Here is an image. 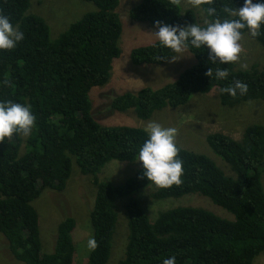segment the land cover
<instances>
[{
	"label": "trees",
	"instance_id": "1",
	"mask_svg": "<svg viewBox=\"0 0 264 264\" xmlns=\"http://www.w3.org/2000/svg\"><path fill=\"white\" fill-rule=\"evenodd\" d=\"M82 1L97 9L60 26L59 32L69 25L51 37L50 18L30 13L32 0H0V13L24 33L14 49L0 50V101L30 105L36 117L30 135L14 133L0 143V239L5 254L23 264H108L122 227L125 247L116 264H163L171 256L176 257V264H254L264 255V125H246L237 136L227 128L209 134L208 155L176 142L183 161L182 183L162 188L148 181L136 161L147 139L146 129L106 126L93 112L92 90L110 83L113 66L122 57L120 0ZM181 1L141 0L129 15L157 30L156 21L204 26L229 18L225 9L243 6V0H202L199 11H183ZM208 8L215 9L214 15H208ZM53 30L59 33L56 27ZM259 31L253 37L242 30V36L250 37L241 41L260 45L264 52V26ZM188 50L196 62L177 80L117 95L111 110L133 111L138 119L150 121L166 109L185 106L198 94L216 91L221 106L217 112L225 120L240 104L264 101V68L254 64L242 70L236 62L213 64L207 48ZM177 54L157 40L133 49L130 61L138 67L160 66ZM209 68L212 77L206 75ZM217 68L226 69L228 77L217 80ZM237 80L248 85L244 95L222 91ZM119 163L136 166L135 173L122 183L102 176ZM73 176L90 181L91 199L84 200L90 204L84 203L89 218H83L85 225L76 220L74 204L69 209L66 205L71 202L68 189L74 190L69 186ZM84 188L74 190L80 198L81 192L87 193ZM147 190L144 203L141 195ZM47 194H54L56 213L60 208L65 211L51 229L56 231L50 244L45 243L46 230L40 229ZM186 197L207 199L211 208L180 205L160 211L152 220L150 205ZM85 226L87 240L95 237L98 247L88 250L78 263L75 233Z\"/></svg>",
	"mask_w": 264,
	"mask_h": 264
},
{
	"label": "rangeland",
	"instance_id": "2",
	"mask_svg": "<svg viewBox=\"0 0 264 264\" xmlns=\"http://www.w3.org/2000/svg\"><path fill=\"white\" fill-rule=\"evenodd\" d=\"M38 1H41L42 4H38ZM140 1L141 0H120L118 12L121 16L124 28L120 40V46L123 51L122 57L118 59L113 66V75L110 83L102 88L96 87V89H93L91 92L95 119L106 126L135 125L138 127L142 126L146 129L150 122L155 121L162 124L164 127H174L177 130L176 142H178L181 147L199 154H205L207 151L211 152L206 142V137L211 133H217V131L225 132L227 128L230 131L233 130V135L237 136L243 131L246 125L253 123L264 125V101L261 100L245 103L233 108V112H229V116L223 120V118L217 112L219 109H221V106L217 98L216 91H212L209 94H198L192 97L189 103L185 106L171 110L166 109L164 112H162L161 116H155L150 121H142L138 119L133 111L128 113H119L111 110V101L115 96L121 95L127 91L137 92L144 86L154 89L174 82L176 77L184 69H187L191 64L195 63V58L187 51L178 54L176 56L177 58L175 57L168 63L160 66L154 65L138 67L131 63L130 52L133 49L144 45H150L151 43H154L158 40L154 34L156 30L153 29V27H150L145 23L135 22L130 18V10ZM32 2L34 7H31L30 13L35 11L50 18V22L53 27L50 23H47L51 28V37H56L57 35L61 34L71 23L76 22L85 14L94 12L97 9L93 3L82 0H32ZM200 4L201 2L199 5H197L196 0L181 1L183 11H187L189 9L199 11ZM67 24L69 25L64 30L59 32L60 26L63 28ZM55 27L56 32L59 33L54 32L53 28ZM243 39L246 38L243 37ZM240 43L242 46V51L239 54V60L236 61L238 68L247 70L250 69L252 65L257 64L258 68L263 69V48H261L260 45L249 46V43L247 42L245 44L244 41H240ZM242 65H246L247 67H242ZM206 155L208 154L206 153ZM108 167L110 168V166ZM135 167L136 166L133 165L129 166L127 164L119 163L116 164V166L111 167L110 170H105L102 176L111 181H118L122 183L135 173L133 172ZM85 183L87 185L84 188ZM89 184L90 181H86V179L85 181H77V176H73L72 180L70 181L69 186L73 185L72 188L74 190H81L84 188L85 192H87H81V194H79L81 195V198L74 190L68 189L71 195V202L66 204L67 208H71V203L74 204L76 208V214H78L77 219L76 217L75 219L83 225H85V222H87V220L83 218H88V215L85 213L88 208L84 205V203L86 202V205L89 206L90 204H87V201L91 199L90 192H88V188L90 186ZM154 188L150 187L148 190H152ZM148 190L145 193L143 192L144 194L141 195V200H143L144 203L146 201V196L150 192ZM52 195L54 194H47L46 198L45 196L41 198V201L44 198L45 199L42 203L44 215H41L42 222L40 221V229L41 232L46 230V233L44 234H46L45 236L47 238L49 236L48 239H45V243L47 244H50L51 240L54 239L53 236H55L56 229H51L54 228L56 219L65 212L63 208H60L59 213H56L57 208H53V201L55 199ZM59 195L62 194L59 193ZM85 199H87V201H84ZM160 202L163 201L155 202L156 204L154 203L150 205L151 208H149V212L153 221L156 220L158 216L156 214H158L160 211L180 205L211 208V206H208L209 201L207 199L201 200L194 197H186L181 200L171 199V201L165 204H160ZM215 207L226 216V212L223 209L217 206ZM86 226L83 227L82 231L78 232L77 234L75 233V240L76 243H78L79 248H77L74 257L77 259L78 263L83 262L85 258L84 255L89 250L87 248V237L89 236V231L87 230ZM41 235L43 237V233H41ZM116 245L115 252H113L108 264H116L118 261L117 259L121 257L120 250L125 247L124 230L122 227L118 229ZM0 264H23L18 260H13L11 255L5 254L4 242L2 239H0ZM254 264H264V255L259 256L255 260Z\"/></svg>",
	"mask_w": 264,
	"mask_h": 264
},
{
	"label": "clouds",
	"instance_id": "3",
	"mask_svg": "<svg viewBox=\"0 0 264 264\" xmlns=\"http://www.w3.org/2000/svg\"><path fill=\"white\" fill-rule=\"evenodd\" d=\"M200 2L201 0H196L197 5ZM225 11L229 18L216 19L204 26L197 23L183 26L171 25L156 21L154 27L157 30L154 34L161 47L170 49L175 53L180 54L187 51L192 54L188 50L189 47L195 49L203 47L207 48L209 62L213 64L236 62L239 60V54L242 51L240 43L242 37L246 39L250 37L249 35L242 36V30L247 29L253 37H256L260 34L261 27L264 26V0H255V2L254 0H243L242 7L235 10L225 9ZM207 13L212 16L215 9L208 8ZM23 39L24 33L19 30L18 26L13 25L7 15L0 13V50H12ZM242 67L246 68L247 66L242 65ZM185 70L176 77V80ZM206 75L208 77L213 76L210 68ZM227 77L226 69H216L215 78L217 80ZM247 90L248 85L239 80L235 81L233 86L222 89L223 92L231 96H236L238 91L239 94L244 95ZM35 122L36 117L30 105L11 100L0 101V143L5 138H11L14 133H22L24 136L30 135ZM146 133L147 139L140 147L136 160L140 162L143 177L162 188L181 184L184 169L183 161L178 155L180 148L176 143V128L164 127L162 124L153 121L147 125ZM97 247L98 242L95 237L89 238L87 248L94 251ZM163 264H176V257L171 256L164 259Z\"/></svg>",
	"mask_w": 264,
	"mask_h": 264
}]
</instances>
